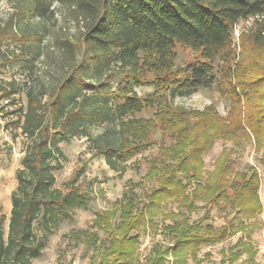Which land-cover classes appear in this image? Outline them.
<instances>
[{
	"label": "trees",
	"instance_id": "obj_1",
	"mask_svg": "<svg viewBox=\"0 0 264 264\" xmlns=\"http://www.w3.org/2000/svg\"><path fill=\"white\" fill-rule=\"evenodd\" d=\"M59 5L67 9L77 30L62 32L44 46L43 31L30 20L54 17ZM239 19L252 22L240 32L236 47L231 34ZM177 44L196 50L200 58L176 67ZM14 49L31 54L22 63L32 71L42 55L55 59L58 70L52 77L39 74L26 82L25 107L9 112H17L14 123L27 143L15 171L6 232L0 214V264H30L44 245L36 228L56 226L86 202L77 184L85 162L65 191L54 185L53 170L65 159L61 141L86 137L92 155L101 154L106 165L118 171L150 145V133L155 131L173 132L175 142L160 148L159 163L144 174V179L156 181L145 189V199L128 193L142 187L128 181L130 187L94 219L108 240H100L97 232H81L86 244L101 255L100 263L142 264L136 230L160 215L170 219L161 225L170 244L152 245L145 264H186L189 257L193 264H206L210 252L200 258V246L220 243L235 232L245 237L226 251L233 259L245 252L257 264L256 250L244 240L261 227L259 173L249 165L230 179L227 160L249 134L255 148L264 149V0H11L10 10L0 18V66L14 61ZM215 60L220 61L218 76L213 71ZM215 81L231 97L238 98L240 88L247 99L243 121L234 103L227 120L210 107L178 111L167 99L168 92L189 93L210 88ZM16 85L14 78H0V115L14 103ZM137 86H151L153 91L140 96ZM149 107L155 109L153 117L136 116ZM97 126L102 130L93 133ZM215 136L231 140L234 147L223 146L204 175L203 154ZM261 164L264 167V158ZM179 173L192 180L191 193ZM171 201L185 212L203 210V214L189 221L179 210H165ZM221 203L230 210L225 223L214 226L211 213Z\"/></svg>",
	"mask_w": 264,
	"mask_h": 264
},
{
	"label": "rangeland",
	"instance_id": "obj_2",
	"mask_svg": "<svg viewBox=\"0 0 264 264\" xmlns=\"http://www.w3.org/2000/svg\"><path fill=\"white\" fill-rule=\"evenodd\" d=\"M11 7V0H0V18H4L5 14ZM31 23L37 25L40 31H43L41 44L50 45L53 43L54 36H62V32L74 33L78 25L71 19L67 9L59 5L55 11L54 17H48L40 22L38 18H32ZM251 19H239L232 30V41L236 47H239V34L241 31L248 29L251 25ZM239 49V48H238ZM15 59L6 66H0V78L9 80L14 78L17 82L18 92L14 95V103L7 107L8 112L0 115V214H4L3 229L7 231V222L10 211V194L16 186L15 171L21 166V158L24 153L27 139L20 133L19 127L15 126L17 112L9 113L16 108H24L26 98L24 95V84L35 78L36 75L52 77L57 74V63L55 59L48 60L43 55L35 61L36 67L33 71L22 63L27 60L31 54L27 51L14 49ZM174 63L176 67H185L188 63L199 59V53L190 47L177 44L175 47ZM219 60L213 62V71L216 76L219 75ZM33 81V80H32ZM136 91L140 96H147L152 93L151 86H137ZM240 88H237L238 98L231 97L224 92L222 93L215 81L210 88H197L189 93L168 92L167 99L175 107L176 110H203L210 107L216 114L228 120L230 109L234 103L236 113L240 112L241 120L247 111L246 101ZM232 99V103L231 99ZM5 102V101H4ZM154 107L145 108L136 116L153 117ZM227 123V121H226ZM243 123V122H241ZM101 126L92 129L93 133L100 132ZM171 131L151 132L149 136L150 145L144 146L138 153L128 158L124 163V169L115 171L110 169L103 156L100 154L92 155V151L88 145V140L84 136L73 137L66 141H61L59 146L64 153L65 159L61 162V166L53 170L55 176V187L61 191H65L66 183L74 176L75 171L83 162L86 163L85 170L79 176L77 184L80 190L86 196V202L81 207L74 208L72 215L68 218H62L56 226L50 229L37 227L36 231L43 238L44 245L40 254L31 259L30 264H101V255L97 253L93 247L88 246L82 236V231L97 232L100 240L107 241L108 233L103 232L96 225L94 219L96 214L105 209L111 208L114 201L119 199L122 192L129 188L128 181L139 182L142 187H136L134 191H128L130 195H134L137 200H144V191L155 185V179L146 180L144 174L152 165H157L162 155L160 148L169 146L175 142L174 134ZM239 133V132H236ZM234 140V139H233ZM241 145L235 149L228 157V165L232 171L230 179L235 173H242L247 170L249 165L255 166L259 173V186L257 192L259 200L263 205V210L258 214L257 218L261 223V227L255 230L248 240L252 249L256 250L254 262L264 264V167L261 164V158H264V149H256L254 139L249 134L247 138L241 140ZM232 148L234 144L231 140H224L215 136L213 145L209 151L203 154V174L211 170L213 162L221 152L222 148ZM179 177L188 184V191L191 193L193 182L184 179L179 173ZM189 193V194H190ZM232 196V193L230 192ZM196 205H202V201H195ZM179 210L184 213L189 221L197 220L203 214V210L185 212V208L176 207L175 202H170L165 209ZM164 210V211H165ZM230 206L221 203L214 207L211 213V222L214 226L225 223L227 213ZM251 220V219H250ZM170 223L169 218H163L156 215L153 223L136 230L139 233L138 257L142 264L146 263L149 249L155 243L169 245L168 237L161 232V225ZM240 236L245 237L244 233L235 232L220 243L201 245L198 256L202 258V254L206 251L210 252L206 264H252L245 252H242L237 258L233 259L232 254L226 249L237 242ZM234 251V250H233ZM171 260V257L168 256ZM232 262H228V260ZM186 264H193L189 257Z\"/></svg>",
	"mask_w": 264,
	"mask_h": 264
}]
</instances>
